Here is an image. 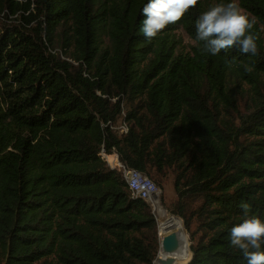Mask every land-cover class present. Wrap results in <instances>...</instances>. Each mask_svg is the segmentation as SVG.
Masks as SVG:
<instances>
[{"label":"trees","instance_id":"trees-1","mask_svg":"<svg viewBox=\"0 0 264 264\" xmlns=\"http://www.w3.org/2000/svg\"><path fill=\"white\" fill-rule=\"evenodd\" d=\"M147 2L0 0V264H153L155 219L103 159L112 146L172 180L188 264H247L229 235L242 201L264 220V100L239 115L264 84V0H234L257 21L255 55L196 38L210 4L233 0H198L152 39Z\"/></svg>","mask_w":264,"mask_h":264},{"label":"clouds","instance_id":"clouds-1","mask_svg":"<svg viewBox=\"0 0 264 264\" xmlns=\"http://www.w3.org/2000/svg\"><path fill=\"white\" fill-rule=\"evenodd\" d=\"M198 0H148L142 9L145 19L140 31L152 39L169 24L180 21ZM257 23L237 3H213L196 20V38L204 51L217 55L222 50L238 47L241 53H257L258 36L251 29ZM242 222L231 228L230 245L239 250L247 264H264V220L250 214L251 205L241 202Z\"/></svg>","mask_w":264,"mask_h":264},{"label":"rangeland","instance_id":"rangeland-1","mask_svg":"<svg viewBox=\"0 0 264 264\" xmlns=\"http://www.w3.org/2000/svg\"><path fill=\"white\" fill-rule=\"evenodd\" d=\"M16 20L17 21H14V20H9V21H11L14 25H17L20 22V17H17ZM4 22H6V20L1 17L0 18V23H4ZM35 25L36 24H33V26H35ZM178 35H179V38H180V41H181L182 48L184 50H187L188 51L189 48L191 46H193V42L185 34H183L181 31L178 32ZM56 55H58L59 57H61L62 53H61V51L59 49L56 50ZM260 98L264 100V84H263V87L260 89L259 96H254V95H252L250 93H247L246 96H243L242 97V101L240 103V107L241 108H240L239 115L242 116L244 114H249L248 110H250L251 108H253V106L258 103V100ZM237 126H239V125H237ZM126 131H127L126 128L123 127L121 129V131H118V132H119V134H122V133H124ZM243 140H246V142H248V139L247 138H243ZM109 152L110 153H108V154H104V152H103V159L105 160L106 164L109 167H110V165L116 166V164L118 162L126 163L123 160V158L116 152V150H115V148L113 146L111 147V149H110ZM151 182L153 183L152 180H151ZM153 184L156 185L155 183H153ZM156 186L158 187V185H156ZM158 188L162 192L161 199H160L161 204L170 212V210L168 209L169 202H172L175 199L174 191H173V186H172V180L171 179L165 180L164 181V187H163V189H161L160 187H158ZM150 210H151V212L153 214V217L155 219L156 227H157V234H158V224H157V221H156V216H155V213H154V208L151 207ZM183 223H184V220H183ZM184 226H185V223H184ZM185 229H186V227H185ZM186 231H187V229H186ZM187 233H188L189 239H190V256H192V254H191V247L193 245L192 237H191V234L188 231H187ZM158 256H159V250L156 253V257H155V260L153 261V264H157Z\"/></svg>","mask_w":264,"mask_h":264},{"label":"bare ground","instance_id":"bare-ground-1","mask_svg":"<svg viewBox=\"0 0 264 264\" xmlns=\"http://www.w3.org/2000/svg\"><path fill=\"white\" fill-rule=\"evenodd\" d=\"M154 213L158 224L160 236L174 233L180 236L183 244L182 248L174 252H161L157 259V264H187L190 260V239L185 229L183 220L179 216H173L158 200L154 204Z\"/></svg>","mask_w":264,"mask_h":264},{"label":"built area","instance_id":"built-area-1","mask_svg":"<svg viewBox=\"0 0 264 264\" xmlns=\"http://www.w3.org/2000/svg\"><path fill=\"white\" fill-rule=\"evenodd\" d=\"M110 168L118 171L130 192L150 208H153L154 204L161 199V190L151 182L145 173L137 171L123 162H118L116 166L110 165Z\"/></svg>","mask_w":264,"mask_h":264},{"label":"water","instance_id":"water-1","mask_svg":"<svg viewBox=\"0 0 264 264\" xmlns=\"http://www.w3.org/2000/svg\"><path fill=\"white\" fill-rule=\"evenodd\" d=\"M175 216V215H173ZM158 237H159V251L161 252H174L179 250L180 248H182V243L180 241V236L176 235L174 233H169L167 235L164 236H160L159 232H158ZM192 258V256H191ZM190 258V260H191ZM190 260L188 261V263L190 262ZM187 263V264H188Z\"/></svg>","mask_w":264,"mask_h":264}]
</instances>
